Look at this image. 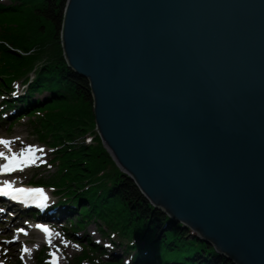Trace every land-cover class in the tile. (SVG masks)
Wrapping results in <instances>:
<instances>
[{
    "label": "water",
    "instance_id": "1",
    "mask_svg": "<svg viewBox=\"0 0 264 264\" xmlns=\"http://www.w3.org/2000/svg\"><path fill=\"white\" fill-rule=\"evenodd\" d=\"M60 45L140 194L232 264H264V0H66Z\"/></svg>",
    "mask_w": 264,
    "mask_h": 264
},
{
    "label": "trees",
    "instance_id": "2",
    "mask_svg": "<svg viewBox=\"0 0 264 264\" xmlns=\"http://www.w3.org/2000/svg\"><path fill=\"white\" fill-rule=\"evenodd\" d=\"M7 1L10 4L0 5V91L13 93L12 86L21 83L29 95L19 102L43 90L56 101L31 116L47 120L35 128V135L53 152L46 166L55 169L50 181L40 178L34 184L52 188L59 202L74 208L80 200L85 205L80 218L104 221L111 235L128 242L134 259L152 264H232L182 223L154 209L120 172L97 135L92 144L76 143L93 134L95 123L88 84L62 56L60 27L66 0ZM4 104L9 109L14 101Z\"/></svg>",
    "mask_w": 264,
    "mask_h": 264
},
{
    "label": "rangeland",
    "instance_id": "3",
    "mask_svg": "<svg viewBox=\"0 0 264 264\" xmlns=\"http://www.w3.org/2000/svg\"><path fill=\"white\" fill-rule=\"evenodd\" d=\"M8 4H10L9 1L0 0V5ZM1 79L3 78L0 77V83H3ZM51 95L52 93L47 90L34 91L26 103L16 99L11 108L0 114V140L8 142L7 145L0 144V153L18 156L21 153L27 154L25 150L29 147L38 150L33 156L35 163L28 164L29 172L15 178L19 183L38 185L34 183H38L40 178L46 179L45 181L48 182L55 175L54 168L45 166V161L53 156V152L49 151L47 147H42L41 144L43 145V143L38 141L40 136H36L34 133L35 128L38 125H44L42 122L47 120L45 117L41 119L42 116L39 119L31 117L37 110L44 109L47 105L56 102L50 100L52 98L49 99ZM9 99L11 98L9 97ZM36 102L38 103L35 104ZM3 107L1 105L0 110ZM94 134L97 135L95 130L92 135L80 138L76 143L92 144L95 138ZM1 161L2 158L0 157ZM45 181L41 183H45ZM84 207L85 205L78 204L72 213L65 211V208L56 210L54 212L56 216H67V219L60 223L51 221L50 224L54 232L50 239H44L34 229L35 222L31 217L25 218L6 229L5 223H0V264H53V261L55 264H133L134 260H136L135 264H152L149 261H143L141 258L134 259V252L126 247L128 242L123 241L116 234L111 235L104 221L101 222L95 217L92 220L91 218H80V210ZM5 215V219L11 218L9 213ZM71 222L77 223H74L71 228L69 226ZM79 222L82 225H79ZM73 231L88 233L100 245L75 235ZM101 245L106 248L105 251ZM86 247L90 249L87 250ZM23 249H27V251H22ZM11 250L14 255H11ZM111 252L119 254L110 255Z\"/></svg>",
    "mask_w": 264,
    "mask_h": 264
},
{
    "label": "snow or ice",
    "instance_id": "4",
    "mask_svg": "<svg viewBox=\"0 0 264 264\" xmlns=\"http://www.w3.org/2000/svg\"><path fill=\"white\" fill-rule=\"evenodd\" d=\"M0 144H4L7 145L8 142L7 141H3L0 140ZM27 155H25L24 153H21V156L23 157V159L18 160L17 157H12L11 161L8 164H5L3 166V170L4 171H10L13 167L18 166L20 163H24V164H30V163H35V160L33 158L35 151H38L37 149H33L31 147H29L28 149L25 150ZM42 151V150H39ZM4 154L0 153V157H3ZM5 159H7V157H4ZM10 189V185H5L4 188H0V195H12V193L9 191ZM16 194H20V195H24L26 197H33L36 198L38 200V203L40 206H43L44 201L47 199V197L44 196L43 191L41 189H16L15 190ZM13 199H17L18 196L17 195H12ZM38 228H40L41 231H43L45 233V235L47 236V234L49 233V229H47L44 226L41 225H37ZM22 251H27V249H23ZM53 264H55V261H53Z\"/></svg>",
    "mask_w": 264,
    "mask_h": 264
},
{
    "label": "bare ground",
    "instance_id": "5",
    "mask_svg": "<svg viewBox=\"0 0 264 264\" xmlns=\"http://www.w3.org/2000/svg\"><path fill=\"white\" fill-rule=\"evenodd\" d=\"M44 99H45V97H44ZM36 103H38V102H36ZM34 133H36V132H34ZM48 207H49L48 211H46V213L42 215L43 219H45L47 221L56 222V223L63 222V221H65L67 219V216H56V213L54 214V211L48 213L49 210L52 209V206H48ZM9 211L10 210H8L7 214L9 213ZM5 217H6L5 212H0V223H3V222L5 223L4 224L5 229L8 228V227H10L13 224H16V223L22 221L23 219H25L22 216H15V217L11 216V218H8V219H5ZM73 232L75 233V235H77L79 237L81 236L82 238H85L88 241H93L92 243H94V244L100 245V243L93 236L89 235L88 233L78 232V231H73ZM102 245H101V248L104 249V251H105L106 248L105 247H102ZM117 254H119V253H115V252L114 253H112V252L110 253V255H117ZM11 255H14V252L12 250H11Z\"/></svg>",
    "mask_w": 264,
    "mask_h": 264
}]
</instances>
